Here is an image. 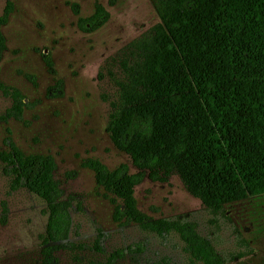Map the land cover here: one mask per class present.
<instances>
[{
  "label": "trees",
  "instance_id": "1",
  "mask_svg": "<svg viewBox=\"0 0 264 264\" xmlns=\"http://www.w3.org/2000/svg\"><path fill=\"white\" fill-rule=\"evenodd\" d=\"M153 1L160 21L128 45L117 81L119 98L110 102L107 124L113 144L138 170L131 172L127 163L112 169L93 157L83 166L94 172L104 197L115 205L116 222H134L159 235L176 232L199 264H224L196 223L143 211L136 186L145 177L167 182L176 173L193 196L214 210L264 194V0ZM69 4L83 32L99 29L110 17L99 1L88 16L80 14L77 2ZM13 10V0H6L0 14V60L7 49L2 26ZM43 59L56 74L51 55L43 53ZM26 77L36 84L34 75ZM0 89L12 99L0 121L22 119L25 108L34 105L17 87L0 81ZM48 91V96L62 95L63 80ZM7 142L8 150L0 148V162L11 178L10 190L25 188L45 201L42 264H57L55 252L70 246L73 199L64 197L53 155L27 154L11 137Z\"/></svg>",
  "mask_w": 264,
  "mask_h": 264
},
{
  "label": "rangeland",
  "instance_id": "2",
  "mask_svg": "<svg viewBox=\"0 0 264 264\" xmlns=\"http://www.w3.org/2000/svg\"><path fill=\"white\" fill-rule=\"evenodd\" d=\"M98 1L109 9L108 21L93 32L81 31L69 2H77L80 14L88 16ZM13 2L2 26L7 49L0 60V81L19 88L34 105L25 108L22 119L0 121V148L8 150L11 137L27 154L55 157V176L64 197L73 199L70 246L55 252L57 264H100L112 258L114 264H199L176 232L159 235L134 222H116L115 205L104 197L94 172L83 166L93 157L112 169L127 163L131 172L138 170L113 144L107 124L110 102L119 98L117 81L123 77L128 45L160 21L154 1ZM5 4L0 0V14ZM43 53L53 58L56 74L48 71ZM26 73L35 76L36 84ZM57 79L63 80L62 95L48 96ZM11 105L0 89V114ZM3 167L0 162V264H42L47 205L25 188L11 191ZM136 197L139 207L155 218L196 223L224 264H264V194L214 210L173 173L167 182L145 177L136 186Z\"/></svg>",
  "mask_w": 264,
  "mask_h": 264
}]
</instances>
